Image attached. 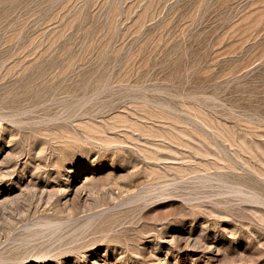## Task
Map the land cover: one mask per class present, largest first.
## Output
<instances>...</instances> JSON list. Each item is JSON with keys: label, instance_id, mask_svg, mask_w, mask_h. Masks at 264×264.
Segmentation results:
<instances>
[{"label": "rangeland", "instance_id": "obj_1", "mask_svg": "<svg viewBox=\"0 0 264 264\" xmlns=\"http://www.w3.org/2000/svg\"><path fill=\"white\" fill-rule=\"evenodd\" d=\"M0 264H264V0H0Z\"/></svg>", "mask_w": 264, "mask_h": 264}]
</instances>
